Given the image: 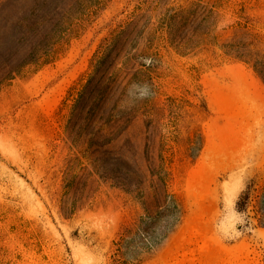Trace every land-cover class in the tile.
<instances>
[{"label": "rangeland", "instance_id": "rangeland-1", "mask_svg": "<svg viewBox=\"0 0 264 264\" xmlns=\"http://www.w3.org/2000/svg\"><path fill=\"white\" fill-rule=\"evenodd\" d=\"M141 1L151 2L0 0V264H112L132 200L90 177L91 98L108 52L121 50L114 70L136 53L123 31ZM164 1L167 9L200 3L209 16L216 6L198 49L182 54L159 30L128 76L146 71L131 82V100L149 96L153 83L160 104L186 102L182 134L174 119L163 121L183 151L190 130L203 137L200 154H182L173 167L184 217L141 264H264V226L236 210L247 183L264 179V81L227 53L264 54V0ZM155 4L141 11L145 20H156Z\"/></svg>", "mask_w": 264, "mask_h": 264}, {"label": "trees", "instance_id": "trees-1", "mask_svg": "<svg viewBox=\"0 0 264 264\" xmlns=\"http://www.w3.org/2000/svg\"><path fill=\"white\" fill-rule=\"evenodd\" d=\"M154 4L159 8L156 20L153 22L151 16L145 20L146 13L141 11H152ZM166 5L164 0L140 2V14L132 22L126 21L123 31L125 42L132 39L136 53L128 57L126 66L114 70L121 50H110L106 55L108 65L91 98V146L95 158L90 177L99 175L132 200L129 204L130 218L122 222L114 241L116 248L112 253V264H141V255L159 247L181 223L185 208L173 189V167L182 154L195 158L203 149L199 129L190 130L184 151L179 140L163 133V121L172 118L179 128L177 133L182 134L180 124L187 114L183 99L168 98L160 104L153 83L149 96L144 99L127 98L131 82L135 77V81L137 77H144L146 71L136 69L133 78L128 79V76L138 65H144L138 59L149 57L147 50L159 30L167 29L171 45L182 54L193 52L205 43L208 34L201 27L215 14V4L210 16L204 15L202 9L205 7L200 3L168 9ZM150 24L152 29L148 28ZM131 50L128 48L125 51L126 56ZM227 53L251 63L264 81V54L246 47L228 50ZM153 68L154 65H151L149 70ZM206 109V106L201 108ZM96 182L97 179L93 178L92 184ZM236 210L255 218L259 226H264V179L255 177L247 183L236 203Z\"/></svg>", "mask_w": 264, "mask_h": 264}]
</instances>
